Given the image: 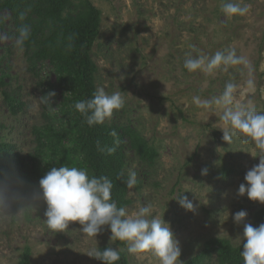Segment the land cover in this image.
Listing matches in <instances>:
<instances>
[{
    "label": "rangeland",
    "instance_id": "rangeland-1",
    "mask_svg": "<svg viewBox=\"0 0 264 264\" xmlns=\"http://www.w3.org/2000/svg\"><path fill=\"white\" fill-rule=\"evenodd\" d=\"M90 1L101 12L99 36L91 50L98 68L96 88L108 94L121 90L125 101L105 122L132 126L158 153L148 165L126 151V176L129 171L137 176V184L127 190L126 211L131 214L140 205L151 204L153 214L179 241L181 264L210 239L242 244L244 226L234 222V214L246 211L245 223L252 224L254 213L264 208L237 194L246 172L259 163L258 151L239 135L225 142L222 109L199 107L193 98L219 96L232 82L238 85L233 106L264 112V0H239L249 11L231 19L221 11L224 0ZM0 20V142L14 146L22 163L32 153L34 129L44 123L47 110H56L60 93L53 88L50 105L40 102L47 82L54 85L52 70L47 63L32 70L10 36L9 14L3 12ZM225 49H235L247 66L212 74L184 68L188 56L201 52L211 56ZM3 92L17 96L23 111L10 115ZM22 173L26 174L22 169L0 180V190L16 193L20 203L33 207L13 218L0 214V264H17L25 246L30 248L31 264H100L88 256L90 251L104 246L120 249L107 226L95 238L83 234L78 222H70L62 232L49 229L40 180L22 184ZM180 195L192 202V211L175 200ZM18 210L13 206L11 214ZM124 250L130 264H159L149 253L132 255ZM204 264H216L215 257Z\"/></svg>",
    "mask_w": 264,
    "mask_h": 264
},
{
    "label": "trees",
    "instance_id": "trees-1",
    "mask_svg": "<svg viewBox=\"0 0 264 264\" xmlns=\"http://www.w3.org/2000/svg\"><path fill=\"white\" fill-rule=\"evenodd\" d=\"M5 11L10 17L12 38L16 39L21 26L30 28V38L23 50L28 66L36 71L37 66L47 63L52 70L55 82L54 85L47 82L45 96L53 88L60 96L56 110H47L44 123L34 129L32 153L22 163L14 146L0 142V180L23 169L26 174H21L20 182L26 184L40 180L52 167L76 166L86 169L90 176L111 179L112 199L118 207L125 208L129 204L128 188L118 174L123 171L124 179L127 178L126 151L130 150L148 165L154 163L158 153L132 126L104 122L89 127L73 107L78 100L90 99L97 89L98 68L91 58V50L99 36L101 12L90 0H0V15ZM2 25L0 20V28ZM3 104L13 116L24 107L17 96L7 92H3ZM113 131L116 137L111 135ZM97 141L104 151L97 148ZM113 146H116L115 153L108 155L106 149ZM261 223H264V208L252 216L253 226ZM114 243L121 249V259L116 264H130L124 243ZM243 243L234 246L224 238L210 239L184 264H204L213 257L216 264H243L240 255ZM30 253V248L25 246L17 264H31Z\"/></svg>",
    "mask_w": 264,
    "mask_h": 264
},
{
    "label": "clouds",
    "instance_id": "clouds-1",
    "mask_svg": "<svg viewBox=\"0 0 264 264\" xmlns=\"http://www.w3.org/2000/svg\"><path fill=\"white\" fill-rule=\"evenodd\" d=\"M222 13L229 19L236 16H245L249 7L239 0H224L221 6ZM23 16H21V19ZM30 28L21 26L15 39V47L24 50L25 42L30 38ZM248 62L243 56L237 55L235 49L216 51L208 56L203 52L195 58L188 56L184 61V68L189 73L203 71L208 74L223 68L227 71L233 66L244 65ZM248 87L253 86V81H247ZM238 85L228 82L219 96L209 99L193 98L194 103L205 109H222L220 120L225 126L223 140L230 142L233 136L239 135L246 142L253 143L258 151L259 163L246 172L245 183L238 188L240 197L247 196L250 201L264 204V112H258L248 105H234V93ZM55 96L49 92L39 98L46 106ZM122 91L111 94L104 88H97L90 99L78 100L74 109L83 117L89 126L103 124L110 119L116 110L124 106ZM116 137V133H111ZM118 139L115 144L118 146ZM97 148L104 151L97 141ZM108 155H113L116 146L108 147ZM206 173V170H204ZM127 188L132 189L137 184L134 171H129L124 179V172L118 174ZM42 198L47 205L45 223L49 229L57 232L67 229L70 222H78L81 232L87 237L95 238L107 226L111 232V241L123 242L129 254L140 255L149 253L157 258L159 264H181V248L175 239L171 228L162 218L153 214L151 204L140 205L136 211L129 214L125 208L118 207L112 199L113 182L107 176L89 175L88 171L67 164L52 167L51 170L39 181ZM180 206L188 211L193 210V204L187 197L179 196ZM19 206L16 214H11L13 206ZM33 208L31 203H20V197L7 189L0 190V214L9 218L16 217L19 213ZM247 212L240 210L233 216L237 225L243 224V250L240 255L243 264H264V223L253 226L245 223ZM241 241L240 238H237ZM88 256L102 261V264H116L121 259V250L107 247L90 251Z\"/></svg>",
    "mask_w": 264,
    "mask_h": 264
}]
</instances>
